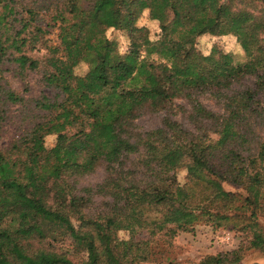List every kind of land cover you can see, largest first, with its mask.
<instances>
[{
    "label": "trees",
    "instance_id": "16d2710c",
    "mask_svg": "<svg viewBox=\"0 0 264 264\" xmlns=\"http://www.w3.org/2000/svg\"><path fill=\"white\" fill-rule=\"evenodd\" d=\"M149 1L0 0V66L13 63L21 75L38 69L54 91L51 99L29 100L45 117L0 151V264H74L46 245L64 238L86 256L85 264H138L132 249L138 231L172 237L200 221L235 226L239 220L249 231L247 248L264 251L256 223L264 206V0H206L209 11L196 27L182 16L191 0H162L161 16L149 17L158 23L155 41L136 24ZM42 4L53 7L54 47H45L46 31L37 25ZM107 29L125 36L123 53ZM202 35L233 36L243 61L214 49L202 56L195 50ZM38 45L46 54L30 58L27 52ZM79 65L85 74L74 72ZM246 77L252 86L237 87ZM198 94L218 102L221 114L200 105ZM174 99L190 105L192 131L164 118L160 127L131 137L128 128L142 110H163ZM25 102L0 87V118L8 105ZM46 136L52 145L35 151L32 140L43 143ZM171 153L177 154L173 163ZM129 157L133 172L121 168ZM99 165L107 178L99 192L110 211L91 218L85 213L91 189L76 185ZM180 167L182 185L175 178ZM223 183L242 194L224 191ZM119 231L129 238L117 240ZM239 259L231 251L197 264Z\"/></svg>",
    "mask_w": 264,
    "mask_h": 264
},
{
    "label": "rangeland",
    "instance_id": "374dc122",
    "mask_svg": "<svg viewBox=\"0 0 264 264\" xmlns=\"http://www.w3.org/2000/svg\"><path fill=\"white\" fill-rule=\"evenodd\" d=\"M20 1L21 3H26L28 0ZM70 4H74V1L70 2L68 7ZM42 5L46 9L39 12L40 16L37 25L46 31L43 38L45 47H54L57 44V31L55 26L50 22L53 7L47 4ZM162 11V0H150L148 10H144L137 19V26L146 28L147 36L151 41L157 39L159 30L157 21L151 20L149 17L157 19L161 16ZM208 11L209 4L206 0H191L183 9L182 16L184 21L191 27H196L201 23ZM100 19L106 24L110 21L108 15H101ZM105 36L116 42L120 53L126 50L128 41L121 32L107 29ZM212 49L223 54H229L234 62L243 61V53L231 35H202L196 38L195 50L199 54L206 56ZM45 54L46 50L42 45H38L33 51L27 52L30 58L37 60L42 59ZM151 59L155 60V57L152 56ZM173 71L177 75L183 73L181 68H174ZM74 72L77 75H83L86 72V66L79 65L75 68ZM252 81V78L246 77L237 87L239 85L240 89L251 87ZM0 87L18 94L24 101L27 100L24 107L8 105L7 108L1 111L0 151H3L14 140L29 131L33 123L45 117V113L36 111L33 108V103L29 102V100H37L42 96L51 99L54 91L44 86L38 69L24 72L21 75L17 72L16 66L13 63H4L0 66ZM86 88L92 90L94 85L88 84ZM196 99L205 109L214 114H221L219 103L209 98L208 94H198L196 95ZM261 101H264V99L261 98ZM189 112L190 105L184 99H174L165 109L157 112H150L144 109L132 121L131 126L128 128V133L133 139H136L145 132L160 127L164 118H169L179 123L185 130L192 131L193 126L189 118ZM205 132L207 133V130ZM261 134L264 135V132H261ZM210 137L214 138L215 136L211 134ZM52 143L53 137L46 136L43 138V143H41L40 139H33L31 146L35 151H40L43 146L48 148ZM133 158L129 157L125 159L121 168L133 172L132 166L135 165ZM176 158V153H171L167 156L170 163H173ZM185 177V170L182 167L175 171V178L179 185L185 183ZM106 179L101 165L97 166L92 173L77 179V188L91 189L89 194L90 202L85 208V213L91 218L101 216L110 211V201L104 194L99 192L101 184L103 181L106 182ZM222 188L226 192L242 194L241 190L226 183L222 184ZM106 202H108V205ZM261 204H264V198L261 200ZM257 209L256 223L258 228L264 232V206H260ZM238 221L237 224L234 223L235 226L231 222H222L219 226H214L200 221L192 226L191 232H176L172 237H166L159 233L149 236L145 231H138L132 239L133 254L137 255L135 260L138 264H197L206 256L229 254L231 251H238L240 259L236 264H264V251L247 248L246 245L249 239H247V235L249 231L248 229L241 230L243 223ZM116 238L117 240H127L129 234L125 231H119L116 233ZM46 245L48 249L58 255H63L74 264H85L86 256L75 253L73 244L68 238H64L59 242L46 241ZM228 258L232 259V256L229 255Z\"/></svg>",
    "mask_w": 264,
    "mask_h": 264
}]
</instances>
